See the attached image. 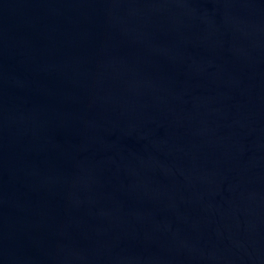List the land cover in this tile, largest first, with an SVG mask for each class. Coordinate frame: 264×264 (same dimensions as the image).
Listing matches in <instances>:
<instances>
[{"label": "water", "instance_id": "obj_1", "mask_svg": "<svg viewBox=\"0 0 264 264\" xmlns=\"http://www.w3.org/2000/svg\"><path fill=\"white\" fill-rule=\"evenodd\" d=\"M0 264H264V0H0Z\"/></svg>", "mask_w": 264, "mask_h": 264}]
</instances>
